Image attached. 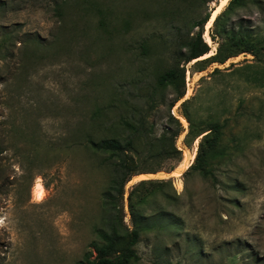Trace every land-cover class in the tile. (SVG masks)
<instances>
[{
    "label": "rangeland",
    "instance_id": "1",
    "mask_svg": "<svg viewBox=\"0 0 264 264\" xmlns=\"http://www.w3.org/2000/svg\"><path fill=\"white\" fill-rule=\"evenodd\" d=\"M220 3L0 0V264H80L95 255L97 230L135 227L128 197L136 183L170 178L173 201L157 192L139 207L131 264H264L263 70L249 54L200 72L181 58ZM242 14L260 22L256 9ZM179 61L185 96L171 108L183 87L159 79ZM187 99L197 126L225 124L208 176L189 171L201 138L185 143L189 123L179 112ZM170 115L184 129L180 160L153 153ZM89 136L134 138L139 173L122 198L112 190L117 158L88 150ZM186 153L191 165L171 175Z\"/></svg>",
    "mask_w": 264,
    "mask_h": 264
},
{
    "label": "trees",
    "instance_id": "2",
    "mask_svg": "<svg viewBox=\"0 0 264 264\" xmlns=\"http://www.w3.org/2000/svg\"><path fill=\"white\" fill-rule=\"evenodd\" d=\"M227 5V6H226ZM226 8L218 14L210 30V37L214 44H217V51L209 55L213 49L208 41L204 39L205 26L210 21L208 14L201 23L199 31L190 38L187 44L188 52L181 54L185 64L196 61L193 65V72H200L213 64L223 65L232 58L242 54L252 55L253 61L260 65L262 74V84L264 86V0H228ZM224 6V7H225ZM258 10L261 15L260 22L255 24L253 19L242 13ZM205 57V58H203ZM216 72L220 71L218 68ZM185 76L186 68L179 65L169 69L159 79V83L164 86L173 85L183 87L171 108L185 96ZM191 99L184 100L180 106L179 114L189 123V132L185 137V143L192 144L200 138L198 153L189 171H200L204 176L210 172L206 168L208 158L216 151L224 134L225 124L219 120H205L199 126L196 125L188 106ZM174 123V125H173ZM126 126L133 135L141 134L142 130L138 124L126 122ZM184 132L181 122L170 115V122L165 127L164 133L155 138L152 142L155 157L181 159V151L176 146L177 139ZM196 141V142H197ZM85 147L97 153H109L113 158L112 162L115 177L113 179L112 190L117 192L121 198L124 194L126 184L137 175V156H140L134 138L119 140L117 138H105L96 140L89 136L84 142ZM173 170V168L171 169ZM146 177H135L132 181L144 179ZM131 182V183H132ZM172 188V179H148L136 183L129 193V207L133 220V229L126 233H118L115 229L107 231L97 230L100 238L94 244V252L86 254L85 259L80 264H131L137 261L139 256L135 250L140 241L141 228L137 224H143L142 214L139 207L146 204L149 198L157 193H162L168 201H173V195L168 192ZM113 193L110 191L109 198ZM108 206V203H106Z\"/></svg>",
    "mask_w": 264,
    "mask_h": 264
},
{
    "label": "bare ground",
    "instance_id": "3",
    "mask_svg": "<svg viewBox=\"0 0 264 264\" xmlns=\"http://www.w3.org/2000/svg\"><path fill=\"white\" fill-rule=\"evenodd\" d=\"M228 3V0H221V3L217 5L215 11H213L212 17L207 25L208 31L209 29L212 27V25L214 24V21L216 19V17L218 16V14L222 11V9L224 8V6ZM207 36H208V41L212 42V39L210 37V35L207 32ZM216 51V50H215ZM214 53V51H212L209 55H206L205 57H208L210 55H212ZM203 57V58H205ZM182 120L187 123L186 119L181 117ZM199 142V140L197 141V143ZM193 154V153H192ZM187 153H186V157H187ZM191 156V155H190ZM196 154L192 155V159H195ZM190 158V157H189ZM191 161L188 160V157L186 159L183 160L182 164L180 165V167H178V169L176 171H174L171 175L173 176H180L186 169H188V167L191 165L190 163ZM37 189H38V197L39 199H42L44 197L45 194V190L44 187L42 185H37Z\"/></svg>",
    "mask_w": 264,
    "mask_h": 264
},
{
    "label": "water",
    "instance_id": "4",
    "mask_svg": "<svg viewBox=\"0 0 264 264\" xmlns=\"http://www.w3.org/2000/svg\"><path fill=\"white\" fill-rule=\"evenodd\" d=\"M217 51V50H216Z\"/></svg>",
    "mask_w": 264,
    "mask_h": 264
}]
</instances>
